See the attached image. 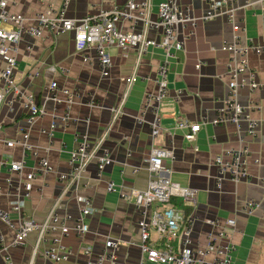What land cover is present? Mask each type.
<instances>
[{
  "label": "crops",
  "instance_id": "obj_1",
  "mask_svg": "<svg viewBox=\"0 0 264 264\" xmlns=\"http://www.w3.org/2000/svg\"><path fill=\"white\" fill-rule=\"evenodd\" d=\"M161 0H152L151 17L155 18L157 5ZM58 8L62 0H46ZM125 0H70L65 9L66 16L81 19L91 12L120 6ZM190 13L199 16L208 9L206 0H183ZM236 18L243 25L240 35L241 44L254 42L264 44V0H237ZM41 7L38 0H16L11 9L24 15L27 27L35 23V13ZM126 30H132L125 24ZM181 28L179 37L184 41L180 50H174L168 72L169 95L160 105L163 132L153 138L150 110L138 119L146 97L157 90L155 78L157 69L164 58V50L150 47L148 52L137 61V52L124 51L118 47L108 49L112 65L106 74H102L100 61L95 49L79 51L74 32L36 38L23 31L19 44L18 65L16 69L17 85L21 92L33 93L38 103L43 104L47 89L52 81L60 88H67L72 103L65 102L67 96L61 92L59 103L47 102L49 113L30 128L31 142L38 148V156L31 153L26 156L28 173L37 168L42 157L49 160L53 170L37 173L30 183L31 196L25 200L23 211L27 216L38 220L44 218L56 198L63 192L64 184L58 181V174L69 168V152L77 146L75 137L83 136L93 146L105 135L111 122V129L105 142L99 148L97 156L107 151L112 163L98 175L97 159L89 164L83 180L72 187L62 198L60 211L71 214L68 224L73 227L75 217L80 213V200L90 196L95 211L87 218L89 231L84 235L74 230L62 237L63 243L72 249V256L58 263L44 258L41 244L37 255L34 247L37 241L35 233L30 234L25 244L12 250L13 264H86L85 246L98 255L106 249L112 239L118 240L120 247L114 262L107 264H157L145 260L139 247L140 213L131 195L132 189H144L148 185L149 173L141 167L133 172V167L142 166L154 146L170 148L173 158H166L164 165L170 168V178L185 187L196 190L195 206L192 207L196 221L192 239L194 245L204 247L212 238L224 230L227 238L236 245L233 264H264V52L250 55V64L258 71L261 88L251 93L247 88L240 89L239 101L247 105L251 100L260 104L253 116L259 120L258 137L250 142L252 153L249 157V178L247 181L233 183L223 180L218 187L219 173L213 164L214 158L223 148L236 146V128L232 124H214L211 120L217 115L223 99L228 94L229 75L227 62L229 53L221 49L224 40H233L236 34L222 15L208 21L199 22L196 27L187 25ZM135 29L141 30L139 23ZM190 33V35H189ZM150 38L160 39V31H148ZM201 64L197 68V64ZM50 64H59L67 72H51ZM31 85V87H30ZM126 94L124 101L123 97ZM13 96H8V100ZM123 101V102H122ZM122 104L123 113L113 121V108ZM15 109L10 112L7 104L0 111V137L21 138V130L29 128L26 110L21 99L15 100ZM65 109L73 118L68 125L58 123L53 140L41 133L48 128L50 114H62ZM182 116L190 122L202 124L194 141H188L184 130L176 127L177 117ZM245 128V123H241ZM0 152L4 156L20 158V148H7L0 142ZM259 159V164L255 159ZM125 170L122 173V170ZM9 172L0 168V183H4ZM13 188L0 194V206L11 208L16 197L23 193L25 185L19 184V176L13 174ZM116 184V190H108V181ZM29 187V186H27ZM122 193L124 195H122ZM129 196V198H127ZM249 199H255L258 205L247 212L244 209ZM234 219V226L227 225V219ZM209 220H216L215 225ZM7 238L11 234L4 228ZM152 239L158 244V234L152 232ZM219 242L217 241L215 245ZM179 249V244L174 242ZM144 259V260H143ZM206 264H213V256L206 258Z\"/></svg>",
  "mask_w": 264,
  "mask_h": 264
},
{
  "label": "built area",
  "instance_id": "obj_2",
  "mask_svg": "<svg viewBox=\"0 0 264 264\" xmlns=\"http://www.w3.org/2000/svg\"><path fill=\"white\" fill-rule=\"evenodd\" d=\"M38 1L41 2V7L35 13V23L26 27L24 15L11 9V5L15 4L16 0H0V111L2 105L6 103L8 110L12 112L15 109V100L19 98L22 108L26 110V120L30 126L21 130V138L0 137V142L7 148H20L22 151L19 159L4 156L0 152V168L5 167L9 172L4 183H0V194L8 193L9 189L13 188V174L19 176L20 185H25V190L16 197L11 208L0 206V264H13L12 250L25 244L32 233L37 235L34 256L40 251V245L46 243L41 250L44 258L58 263L71 257L72 249L63 243L62 237L68 235L71 230L84 236L89 231L87 218L94 213L95 208L92 197L86 195L81 198L80 213L75 217V224L71 227L68 222L72 219V215L62 214L60 211L62 198L73 186L83 180L87 167L95 159H97L99 176L107 165L112 163V158L107 151L102 152L101 156H97V153L104 144L113 122L109 124L105 135L93 146L85 136L80 138L77 134L75 137L77 146L69 152V168L58 174V181L64 184L63 192L56 198L43 219L38 220L24 213L25 200L31 196L30 183L36 178L38 172L47 173L53 170L49 160L42 157L35 170L25 172L27 154L31 153L33 157L38 156V148L31 142L30 128L49 113L46 109L47 102L59 103L60 93L63 92L67 96L65 102L71 104L70 95L73 93L67 88H60L57 81H52L43 104L40 105L33 93L20 91L16 80V69L19 44L24 29L36 38L45 37L46 34L55 38L68 31L74 32L79 51L96 50L102 74H106L112 65L111 55L108 52L111 47H118L124 51L135 50L137 61L148 52L150 47L162 48L164 58L154 79L157 90L146 97L142 112L138 116V119L142 120L145 112L148 110L152 112L151 135L155 139L163 132L160 105L169 95L168 72L171 59L175 56L174 50H180L184 45V41L179 37L180 29L188 28L187 25H192L194 28L199 22L222 15L231 24L236 34L233 40H224L221 45V49L229 53L226 64L229 75L228 94L223 99L217 115L211 121L216 125H234L237 143L236 146L223 148L214 158L213 164L219 173V188L224 179L235 184L248 180L249 157L252 153L250 142L259 134V120L252 113L259 110L261 106L254 100L247 105L242 104L238 93L242 88H247L251 93L261 88V81L257 77L258 71L250 64V55L263 53L264 44L257 45L254 42L241 44L238 33L244 28L236 18L237 0H206L208 9L199 16L192 15L183 0H161L157 5L155 18L151 17L152 0H125L120 6L91 12L81 19L66 16L65 9L70 0H62L58 8L46 0ZM127 22L132 30H126L123 24ZM139 23L143 26L141 30L135 29ZM151 30L160 31V39L150 38L148 31ZM200 66V63L197 64V68ZM47 69L51 72H67V68L59 64H50ZM8 96L13 97L8 100ZM125 96L126 94L123 101ZM55 113L50 114L48 128L40 129L49 141L53 140L58 123L68 125L73 120L68 109H65L62 114ZM113 113V121H115L123 113L122 104L113 108ZM241 123L246 124L244 129ZM201 126L202 124L190 122L182 116L177 117L176 120V127L184 130L185 138L191 142L195 140ZM3 127L4 124L1 123L0 130ZM166 158H173L172 149L154 146L144 160V164L133 167L134 173H137L141 167L149 173L146 188L131 190L140 213L139 247L145 260L157 264H206V258L212 255L213 264H233L236 245L232 238H227L224 230L220 231L216 238H212L207 246L194 245L192 234L196 218L192 213L186 216L183 211L171 205V199L181 197L187 205L195 206L196 190L182 186L170 178L168 174L170 168L164 165ZM255 163H260L258 158L255 159ZM124 172L123 169L122 173ZM261 182L264 184V177L261 178ZM107 187L109 191L116 190V184L111 180L108 181ZM156 204L160 206L155 208ZM257 205L258 202L255 199H249L244 209L249 213ZM208 222L212 225L218 223L216 220ZM234 224V219H227L228 226H234ZM4 228L11 234L10 239L7 238ZM152 232L158 234V244L152 239ZM217 241L219 243L215 245ZM174 242L179 244V249L175 247ZM119 247L118 240L112 239L108 241L103 252L94 255L93 249L85 246L83 253L87 256L86 264L114 262Z\"/></svg>",
  "mask_w": 264,
  "mask_h": 264
},
{
  "label": "trees",
  "instance_id": "obj_3",
  "mask_svg": "<svg viewBox=\"0 0 264 264\" xmlns=\"http://www.w3.org/2000/svg\"><path fill=\"white\" fill-rule=\"evenodd\" d=\"M171 205L175 206L177 209L183 211L186 216L189 215L192 212V207H189L183 198L181 197H173L171 199ZM160 205H155V208L159 207Z\"/></svg>",
  "mask_w": 264,
  "mask_h": 264
},
{
  "label": "rangeland",
  "instance_id": "obj_4",
  "mask_svg": "<svg viewBox=\"0 0 264 264\" xmlns=\"http://www.w3.org/2000/svg\"><path fill=\"white\" fill-rule=\"evenodd\" d=\"M4 106V104L2 105V107ZM230 125V124H229Z\"/></svg>",
  "mask_w": 264,
  "mask_h": 264
}]
</instances>
